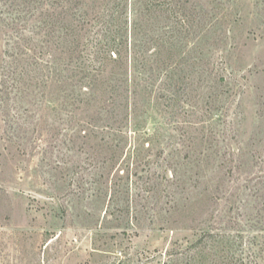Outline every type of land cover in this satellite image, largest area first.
I'll return each instance as SVG.
<instances>
[{"label": "rangeland", "instance_id": "obj_1", "mask_svg": "<svg viewBox=\"0 0 264 264\" xmlns=\"http://www.w3.org/2000/svg\"><path fill=\"white\" fill-rule=\"evenodd\" d=\"M59 13L0 0V264H264V0H156L137 109L78 103Z\"/></svg>", "mask_w": 264, "mask_h": 264}, {"label": "trees", "instance_id": "obj_2", "mask_svg": "<svg viewBox=\"0 0 264 264\" xmlns=\"http://www.w3.org/2000/svg\"><path fill=\"white\" fill-rule=\"evenodd\" d=\"M30 1L36 3L38 0ZM48 2L51 8L57 6L60 9V27L63 41L66 43L64 52L79 55L73 65L74 74L67 77L78 79V103L89 107L100 101L99 93L113 97L115 101L124 99L126 105L133 106L134 109L144 106V100L154 93L152 77L156 71L157 40L152 25L144 32L137 20L144 11H156V0ZM127 10L133 13L132 18H128ZM137 29L140 31L138 34L142 32V37L139 36L138 39ZM81 32H84L85 42L80 46ZM142 133L146 136L142 143H147V147H150L151 134ZM127 167L125 169L129 170L128 165ZM113 185L115 193L128 189L124 182L116 181ZM224 239L218 243L221 247V255H218L220 262L215 264H242L241 259L234 257L231 242ZM190 258L184 255V263H190Z\"/></svg>", "mask_w": 264, "mask_h": 264}]
</instances>
